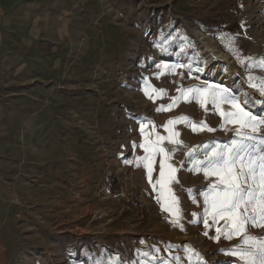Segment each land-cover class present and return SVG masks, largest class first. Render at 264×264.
Returning a JSON list of instances; mask_svg holds the SVG:
<instances>
[{"label": "rangeland", "instance_id": "obj_1", "mask_svg": "<svg viewBox=\"0 0 264 264\" xmlns=\"http://www.w3.org/2000/svg\"><path fill=\"white\" fill-rule=\"evenodd\" d=\"M194 32L235 61L233 82L222 62L205 72ZM263 40L264 0H0V264H240L199 162L238 138L212 90L264 118ZM172 129L178 144L158 139Z\"/></svg>", "mask_w": 264, "mask_h": 264}, {"label": "snow or ice", "instance_id": "obj_2", "mask_svg": "<svg viewBox=\"0 0 264 264\" xmlns=\"http://www.w3.org/2000/svg\"><path fill=\"white\" fill-rule=\"evenodd\" d=\"M252 86L256 87L254 84ZM258 90L261 95H264V81L261 82ZM208 91L209 89L189 90V92L195 93ZM225 91L212 90L210 98L216 107H219L220 102H227L236 109L235 112L222 113V115L227 122L239 125L236 130L238 138L232 139L229 144L223 147H214L210 154H205L207 159L199 162L203 164V172L206 177L215 175L218 178L217 183L210 185L208 191L203 193L207 205L205 215L207 216L211 212L213 223L218 217L225 220L224 228L216 229L218 234L216 239H219L221 235L226 239H231L234 235L243 234L240 248L222 250V254L236 257L240 264H264V236L255 237L247 234L250 227L264 228V118H257L251 112L245 111L235 98L229 99L226 95L221 94ZM160 94H163L162 90ZM170 109L171 105L168 109L158 108L157 111ZM177 122L179 121H169L168 123ZM192 127L195 130L197 126L193 124ZM199 127L203 129L205 125L201 123ZM207 130L213 131L210 128ZM171 136H178V133L173 132ZM158 139L163 140L164 138L159 137ZM169 140L178 142L172 141L171 137ZM141 147L143 148L144 145ZM145 151L147 152L148 149L145 148ZM160 152L163 153L164 150L161 148ZM168 158L165 155L164 159ZM147 159L148 157L145 156L144 160ZM164 159L160 163L161 180L165 175ZM145 166L151 173V167ZM175 171L176 169L169 165V180L174 178ZM170 222L175 223V220ZM204 223L207 228L209 226L207 219Z\"/></svg>", "mask_w": 264, "mask_h": 264}, {"label": "bare ground", "instance_id": "obj_3", "mask_svg": "<svg viewBox=\"0 0 264 264\" xmlns=\"http://www.w3.org/2000/svg\"><path fill=\"white\" fill-rule=\"evenodd\" d=\"M192 35L194 37V41H195L197 48L203 51V58H204L203 66H204L205 72L209 74L210 78L214 80L220 78L219 77L220 73L218 69L213 70L212 65L215 62H222L228 68H230L231 71L225 77H222L220 79L224 82H233V80L235 79V76L238 74V70L236 68L237 65H235V61L229 55L221 51H218L217 50L218 48L215 46L214 42L204 37L203 34H201L200 32H194ZM262 44H264V40ZM252 76H253V79H255L256 81L260 79L264 80V69L259 66L256 69V72ZM242 83L243 85H245L247 89H250L251 88L250 86H252L251 84L248 83L247 80H242ZM17 198L20 200L19 196Z\"/></svg>", "mask_w": 264, "mask_h": 264}, {"label": "built area", "instance_id": "obj_4", "mask_svg": "<svg viewBox=\"0 0 264 264\" xmlns=\"http://www.w3.org/2000/svg\"><path fill=\"white\" fill-rule=\"evenodd\" d=\"M113 196L123 201L128 210L135 211L139 221L145 218V210L142 205L141 194L138 191H116Z\"/></svg>", "mask_w": 264, "mask_h": 264}, {"label": "crops", "instance_id": "obj_5", "mask_svg": "<svg viewBox=\"0 0 264 264\" xmlns=\"http://www.w3.org/2000/svg\"><path fill=\"white\" fill-rule=\"evenodd\" d=\"M173 132H175V133H178V136H171V134L173 133ZM171 137V140L172 141H178L179 142V140H180V132L179 131H177V130H174V129H172L171 131H170V133H169V135L166 137L165 136V138H164V140H165V142H167V140H169V138ZM170 141V140H169ZM178 142H171L172 144H174V145H176V144H178ZM148 165V164H147ZM149 166V165H148Z\"/></svg>", "mask_w": 264, "mask_h": 264}]
</instances>
